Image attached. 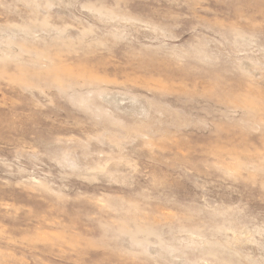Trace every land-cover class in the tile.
I'll use <instances>...</instances> for the list:
<instances>
[{
    "label": "rangeland",
    "instance_id": "obj_1",
    "mask_svg": "<svg viewBox=\"0 0 264 264\" xmlns=\"http://www.w3.org/2000/svg\"><path fill=\"white\" fill-rule=\"evenodd\" d=\"M0 264H264V0H0Z\"/></svg>",
    "mask_w": 264,
    "mask_h": 264
}]
</instances>
